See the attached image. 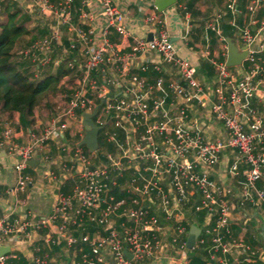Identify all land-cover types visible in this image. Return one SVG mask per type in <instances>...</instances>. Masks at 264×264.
Returning <instances> with one entry per match:
<instances>
[{"label":"built area","instance_id":"obj_1","mask_svg":"<svg viewBox=\"0 0 264 264\" xmlns=\"http://www.w3.org/2000/svg\"><path fill=\"white\" fill-rule=\"evenodd\" d=\"M30 1L39 13L54 18L55 26L46 37L22 50L23 60L35 65L36 70L50 61L54 66L64 64L73 81L62 80L63 88L68 91L64 93L67 102L56 105L57 114L40 130L32 129L20 139L9 124L3 125L0 149L13 159L16 176L15 187L6 193L11 199L17 192L30 188L32 179L26 173L27 162L43 151L47 142L66 147L63 138L67 120L83 112L91 113L102 100L104 103L99 108L102 112L98 114V109L93 119L100 130L110 123L119 131L104 134L105 141L113 143L119 151L99 152L101 162L93 163V158H99L95 157L97 151L86 154L76 144L69 149L72 173L78 180L76 186L55 200L47 216L31 212L17 216L12 212L0 218V246L9 247L8 253L0 255V264H10L17 258L13 255L10 260L13 251L25 254L26 241L30 245L60 248L64 253L79 247L78 256H72L70 264H143L145 260L161 262V259L170 264H188L184 240L187 229L183 220L181 217L175 220L181 221L176 228L178 236H172L161 222H175L177 207L185 205L191 197L197 198L193 212L203 210L209 215L215 212L219 215L220 224L214 225L217 233L207 230L208 226L202 227L203 237H210V262L221 252L219 264H238L241 259L250 264L253 253L239 251V258L234 253L238 242L233 240V246L226 245L231 242V238L227 239L229 198L235 196L232 188L219 185L210 177V169L217 165L223 152H233L227 172L232 179L244 171L243 179L238 182L240 204L256 201L264 205V186L259 187L264 181V121L260 113V100L264 97V60L260 54L264 41L258 35L264 31V20L254 22L264 9V0H248L246 7L250 25L260 24L255 34L236 23L240 0L227 1L229 25L247 49L244 61L247 64L242 63L237 70L216 58L209 59L215 72L209 92L198 80L196 67L176 55L161 16L168 8L147 15L146 33L137 35L128 29L125 16L112 0H95L100 14L107 19L101 39L95 40L90 26L95 14L86 11L90 0H81L76 8L74 0ZM222 16L218 12L207 21L206 42L210 39L209 32L218 41H224L219 28ZM63 29L69 34L63 52L79 51V62L61 57L52 61L51 51L62 42ZM112 31L126 40L125 46L110 42L108 35ZM138 60L143 62L138 66L142 74L149 67L158 73L152 83L144 75L131 72ZM165 65L176 70L177 79L164 82L161 72ZM193 102L213 112L214 118L222 123L220 136L210 140L204 132V123L198 126L190 121L189 108ZM139 123L145 126L144 136H140L137 144L121 148L119 143L128 136L125 127ZM43 158V162L49 160L46 155ZM48 176L49 173L43 174V178ZM112 190L121 192L123 197H116ZM90 227L101 229L103 234H90ZM203 237L196 242L200 244ZM31 263L51 264V257L41 253Z\"/></svg>","mask_w":264,"mask_h":264},{"label":"crops","instance_id":"obj_2","mask_svg":"<svg viewBox=\"0 0 264 264\" xmlns=\"http://www.w3.org/2000/svg\"><path fill=\"white\" fill-rule=\"evenodd\" d=\"M5 1H8L10 3L16 4L17 8L16 11H19V20L21 23L26 27L29 34L22 37L18 42L16 43L14 50L12 52V60L14 63L19 65L20 67H24V62L21 52L26 47L31 45L33 42L42 39L46 37L49 34V30L51 27L55 26V19L51 17H46L39 13L36 9L35 11L32 9V3L30 0H1L0 4L2 5ZM58 1V0H54ZM81 0H74V7H79ZM113 3L118 7V9L122 12V14L125 16V24L128 27V29L134 34L137 35H143L146 33L144 24V19L149 14L158 13L154 6L153 0H112ZM228 0H176V3L169 7L167 10H165L162 13V18L164 19L166 26L169 30L171 41L174 45V49L176 52V55L185 60L188 61L190 64L196 67L197 70V77L199 81H202V85L205 87V91L208 92L210 85L213 83L215 72L212 73V75H206L204 72H200V65L202 63H207L209 65V59L216 58L220 62H224L226 64L227 60V40L230 39V41L234 44L238 52L241 51V49L244 47L243 43L234 36V29L232 26L229 25V14L226 10V3ZM245 0H240V4H243L242 6H239L238 9H241V12L244 13V7H245ZM192 5V9H188V5ZM29 6V7H28ZM89 7L86 8V11L91 12L92 14H95V18L91 22L90 26L93 29V38L95 40H100L101 30L106 26L107 19L104 15H102L101 9L97 2L95 0L89 1ZM198 10V16L195 17L194 10ZM220 12L222 15V18L220 19L219 28L222 32V36L224 38L223 42H220L217 40V37L213 35V33L209 32L207 35L210 38L208 42L204 40L205 33H206V23L208 19H210L214 13ZM187 15L189 17L188 22L186 21ZM246 22L249 21V15L246 14ZM257 21L264 20V9L257 14L256 16ZM222 19H226L224 23H222ZM6 20V15L3 11V8L1 6L0 10V25L4 23ZM236 23L238 26H243V18L240 16ZM227 24V25H225ZM260 24L257 23L253 25L250 29L252 34L258 33ZM149 30V29H148ZM64 31V38L62 42L57 45L54 48V53L52 54L54 59L57 58H66L67 60L76 59L78 62L81 60L80 52L79 51H73L70 53H64V48L67 47V39L69 34L63 29ZM148 34H150V30L148 31ZM230 34V36H228ZM258 35H262L260 37H264V31L261 33H258ZM108 38L110 42L113 44L121 47L125 46L126 40H124L120 35H118L115 32H111L108 35ZM259 40L264 41V39L259 38ZM264 53V52H263ZM262 53V58L264 60V54ZM150 57H153L150 56ZM71 58V59H70ZM149 58V56H148ZM143 65V62L138 60L135 62V67L132 69V73L138 74V75H144L147 78V82L152 83V81L155 79L156 76H158V73L153 71L151 67H149L148 72L145 74H142L139 71L140 65ZM243 64H247L243 62ZM59 66H54L51 63L42 66L38 70H35L32 72V78H38L42 79L43 77L49 75V74H55L59 68ZM232 68H239L238 66L232 67ZM236 69H232L233 71ZM66 70V69H65ZM239 70V69H237ZM199 72V73H198ZM35 73V74H34ZM71 73L69 72L68 75L64 76L62 80L65 78H69L71 81L73 79L70 77ZM161 76L164 79V82L166 83L170 79H177L178 75L176 70L171 65H165L163 66V70L161 72ZM202 76L203 78H200ZM33 80V79H32ZM62 80L60 84L61 90L54 96L49 97L46 99L38 108L34 110V113L32 117L28 120L27 125H23L20 122V117L18 114H15L13 116L8 115L7 113H4L0 110V133L2 130V126L7 123L9 124L16 133V136L18 138H23L28 131L35 129L40 130L45 122L52 118V116H55L57 114L56 111V105L59 103H56L58 101H61L62 104H65L67 102V94L68 91H66L62 86ZM34 81V80H33ZM37 81V80H36ZM201 83V82H200ZM209 84L208 86H205ZM67 92V94H64ZM261 107H260V113L263 117L264 121V97L262 96L261 100ZM198 114H202L201 118H205L207 115L206 109L199 106L196 102L192 103L191 108H189V116L190 121L198 122L199 120L196 119ZM205 115V116H204ZM208 116V115H207ZM210 116H208L209 118ZM206 120V119H205ZM96 122V121H95ZM208 123V122H207ZM213 123L218 124L217 122L213 121V119L209 122V131L206 132L207 138L210 140H213L214 138L221 135L222 126L216 127L219 128V133L214 132L213 128L210 124L213 125ZM68 127L64 130V138L63 143L66 145V147H60L59 144H56L54 142H47L44 146L43 151H40L36 153L34 160L38 161V164L35 167H28L26 170L27 175H29L32 179V186L28 188L26 191H19L17 192L11 199L10 196L6 193L8 189L14 188L16 185V176L13 169V159L6 153L4 149H0V218L4 217L5 215H8L9 213H12L14 215H21L24 212H31L35 214L36 216H47L49 215L51 211V207L56 199L60 195H67L70 193V191L76 186L77 184V178L74 177V174L72 173L74 171V167L72 166L73 160L69 155L66 153V150H69V146L74 143V145H78V143L83 139L85 135L84 128L81 123V114H77L74 118H69L67 120ZM205 130V129H204ZM223 131V130H222ZM102 132V130H101ZM99 142L101 143V148L97 150V152L101 153L102 151L114 153L115 147L112 150H109L107 148H103L106 144L110 143H104L102 144V136L99 138ZM99 144V143H98ZM82 149V148H81ZM83 150V149H82ZM84 151V150H83ZM229 152L232 153V155H229ZM86 153V152H85ZM87 154V153H86ZM46 155L48 157V161L45 160L43 162V156ZM68 155V156H67ZM234 153L231 151H225L220 155L219 162L217 165H215L212 169H210V177L218 182H223L224 180H228V177H223V173L227 172L226 169H224V165L228 167V165L231 163V161L234 158ZM44 173H49L50 176L48 178H43ZM228 172L225 174L227 175ZM240 178L243 179V176L240 175ZM240 179V180H241ZM239 180V181H240ZM238 180L233 181L232 189L239 194L238 191ZM238 181V182H239ZM259 183V187H262ZM116 197L122 198L123 194L119 191L115 192ZM238 194L235 196L238 199ZM13 198L15 201H13ZM192 201L197 202V198L191 197ZM237 203V201H236ZM262 211H257L255 209H252V207L246 208L248 210L251 209V211L247 213V215H250L251 217V224L252 225V233L251 237L248 238V244L249 245H258L261 244L263 241L258 240L257 233L260 232L261 235H263V229H264V205ZM193 210V209H192ZM188 213L190 209H186ZM186 212V214H187ZM245 213V214H246ZM190 216V217H188ZM199 217V215H190L187 214L186 216V222L182 221L183 224L188 228V234L190 227L194 224L192 221H196V219ZM247 218V216L243 217V224L246 225L244 220ZM255 220L259 221L258 224H255ZM205 222V217L203 218V222ZM198 223V222H197ZM202 223L199 225H202ZM205 224V223H204ZM241 225V223H236L238 226ZM262 224V225H261ZM260 227V229L257 230V227ZM255 228V229H254ZM262 229V230H261ZM243 230V228H242ZM241 229H238L233 226L232 224V231L231 233H235V236L242 235L239 233ZM89 233L94 235H100L103 234V231L99 228L95 229L93 227L89 228ZM76 236H79V232H74ZM188 234L184 238V240L188 237ZM26 240V239H24ZM186 241V240H185ZM237 242H239L238 239H236ZM10 244V243H9ZM208 246V244H206ZM25 254H17L11 252L10 253V260L14 256H17V258L10 261V264H32L31 259L35 255H39L41 253H47L51 257V264H70V261L72 259V256L79 254V247L73 248L68 253H64L61 251L60 248H49L46 247L43 244L39 245H30L27 241L24 244ZM38 251V252H37ZM237 256L240 258L241 254H239V251H235ZM210 261V260H209ZM148 264H162L161 262H147ZM171 263V262H170ZM169 262H164L163 264H170ZM218 262L211 261L207 264H216ZM262 264V263H259Z\"/></svg>","mask_w":264,"mask_h":264},{"label":"trees","instance_id":"obj_3","mask_svg":"<svg viewBox=\"0 0 264 264\" xmlns=\"http://www.w3.org/2000/svg\"><path fill=\"white\" fill-rule=\"evenodd\" d=\"M1 5V4H0ZM3 11L6 15V20L0 25V110L10 116L18 114L20 122L23 125L28 124V120L32 117L34 110L38 108L46 99L54 97L60 90L61 80L68 75L69 71L64 68V64L59 65V70L55 74H49L42 79L33 81L30 72L31 64L25 63L24 67H20L12 60V52L18 40L29 34L26 27L19 20V11H16V4L5 1L2 5ZM188 9H192V5H188ZM230 36V34L228 35ZM59 45L56 44L54 48ZM71 59V58H70ZM200 72L206 75L214 73L212 66L207 63L200 65ZM95 122V120L93 119ZM101 133V130L99 131ZM98 143L101 148V143ZM123 136L119 137L122 139ZM113 143L106 144L102 148L109 150L114 149ZM84 152L87 149L81 146ZM116 151V147H115ZM197 202L191 207H194ZM203 213L199 214L196 219L198 223L203 222ZM198 227L201 226L198 224ZM201 232H202V228ZM258 240L264 237L260 232L257 233ZM187 239V238H186ZM185 239V240H186ZM195 246L188 250V258L192 264H207L210 263L208 257V247ZM263 248V245L261 244ZM198 248V249H197Z\"/></svg>","mask_w":264,"mask_h":264},{"label":"rangeland","instance_id":"obj_4","mask_svg":"<svg viewBox=\"0 0 264 264\" xmlns=\"http://www.w3.org/2000/svg\"><path fill=\"white\" fill-rule=\"evenodd\" d=\"M243 1V0H242ZM246 2H245V7H244V11H245V15H244V13H242L241 12V9H239V15H238V17H237V19L241 16L242 18H243V26H245V28H250L251 29V25H250V20H251V18L249 17V21L248 22H246V14H247V9H246V7H247V4H248V0H245ZM240 6H242L243 7V4L241 3L240 4ZM29 7V6H28ZM32 7V9L35 11V7L34 6H31ZM198 10L196 9V10H194V13H195V17L196 16H198ZM218 14V12H216V13H214L213 14V16L212 17H214L215 15H217ZM250 16V15H249ZM211 17V18H212ZM210 18V19H211ZM222 18V17H221ZM209 20V19H208ZM226 21V19L224 20V19H222V23H224ZM254 22H257V18L255 17L254 18ZM221 23V22H220ZM225 25H227V24H225ZM260 36H262V35H259V38H261V39H264V37H260ZM264 52V48H263V50H262V53ZM54 53V49L51 51V58H52V61L53 60H55L54 58H53V56H52V54ZM262 53L260 54V56L262 57ZM264 54V53H263ZM24 62H26V63H30L29 61H27V60H24ZM49 63H51L52 65H53V62H49ZM48 63V64H49ZM31 64V63H30ZM47 65V64H46ZM245 65V64H244ZM246 66V65H245ZM36 70V68H35V65H33V64H31V71H35ZM36 72V71H35ZM199 73V72H198ZM32 78V77H31ZM39 78V77H38ZM38 78L36 79V78H33V80L34 81H36V80H38ZM200 78H203L202 76H200ZM214 81V80H213ZM201 82V84H203L202 83V81H200ZM212 85V84H211ZM210 85V86H211ZM205 86H208L209 87V84H207V85H205ZM209 90H210V88H209ZM209 90H208V92H209ZM52 98V97H51ZM59 104H62L61 102H59ZM186 108V107H185ZM173 109H175V107H173ZM206 109V108H205ZM175 110H177V109H175ZM206 111H207V115L208 116H210L209 118H208V116L206 115H204L205 116V118H201V116H202V114H198V115H200V116H198L196 119H198L199 121L198 122H194V124H196V125H198V126H200L201 124H199V123H204L205 124V130H204V132L206 133V132H208L209 131V122L213 119V121H215V122H217L218 124H216V123H213V125L212 124H210L211 126H212V128H213V131L214 132H217V133H219V131H220V127L222 126V123L220 122V121H218V120H216L215 118H214V115H213V112H211V111H208L207 109H206ZM101 110L99 109V111H98V114H101ZM102 115H103V113H102ZM103 117L105 118V121L107 120V117H105V115H103ZM102 117V118H103ZM96 118V117H95ZM206 119V120H205ZM95 120V119H94ZM208 122V123H207ZM12 126V125H11ZM3 127V126H2ZM216 127H219V128H216ZM107 129V130H106ZM222 130H223V128H222ZM222 130H221V133H222ZM123 131V130H122ZM142 131H143V133H142ZM113 132H116V133H119V131H117L116 129H114V127L112 126L111 127V124L109 123V125L107 124L106 126H105V129L104 130H102V132L101 133H99V137L100 136H102V144H104V143H107L106 141H105V136H104V134H106V133H108V134H112ZM125 132H126V134L128 135L126 138H125V140L122 142V143H119V145H120V147L121 148H125L126 147V145L128 144V145H130L131 143H133L134 145L135 144H137L138 143V141H139V138H140V136H144V133H145V126L144 125H142V124H138V125H132V124H130L129 126H126L125 127ZM137 134H138V136H137ZM72 142L73 141H71V144H70V146H69V149H72L73 148V146H74V143L72 144ZM144 143L146 144L147 143V141H144ZM100 147V146H99ZM104 147V146H103ZM100 149V148H99ZM101 150H103V148L101 149ZM67 152V154L69 155V153L71 152L70 150H66ZM118 149H117V151H116V154L118 153ZM87 154H90V152L89 151H87L86 152ZM101 153H107V152H105V151H102ZM115 153V152H114ZM115 154V155H116ZM67 155V156H68ZM229 155H232V153H230L229 152ZM69 157H72L71 155H69ZM95 157H99V153L97 154H95ZM101 158L99 157L98 158V160H95L94 158L92 159V162L93 163H100L101 162V160H100ZM224 167V169H226L227 171H228V167H226V165H224L223 166ZM244 171L242 170L240 173H239V175L238 176H236V177H234V178H232L231 179V177L229 176V173L227 174V175H225L227 172H224L223 173V177L225 178V177H228V180H224L223 182H218V181H216V180H214L215 182H217L219 185H223L224 187H230V188H232V186H233V181H235V180H240L241 178H240V175L241 176H243V173ZM242 180V179H241ZM238 181H237V183H238ZM260 184L261 185H263L264 186V181H262V182H260ZM262 186V187H263ZM113 192H115V190H112V193ZM232 195L233 196H236L238 193L237 192H235V191H233L232 190ZM230 199V201H229V206H230V210H229V214H228V216L230 217L229 219H228V229H229V231H232V224H233V226L234 227H236V228H238V229H241V231H239V233H241L242 235H239V236H235L233 233H231L230 232V234L227 236V239H230L231 238V242L229 243V241L227 242V246H233V243H232V241L234 240V241H236V239H238L239 240V242L238 243H236V247L238 248V249H236L237 251H240V252H242V251H245V250H249L250 251V253H253V256H252V261L250 262V264H259V263H262V264H264V245H263V241H262V245H263V248L261 247V244H258V245H249L248 244V238H249V236L251 237V233H252V225L251 224H249V223H251V217H250V215H247V213L246 212H250L251 211V209L250 210H248V209H246V208H249V207H252V209H255V210H257V211H262L263 209V207H261L262 205H261V203H259V202H256V201H254V202H252V203H250V201H246L245 203H243L242 205L240 204V201H239V198L237 199V197L235 198V197H230L229 198ZM236 201H237V203H236ZM195 204V201H192V199H190V200H188V202L185 204V205H183V204H181V205H179L178 207H177V210L175 211V213L177 214L176 215V218L173 220V221H175V220H177L179 217H181V221L183 220V222L185 221L186 222V216H187V214H190V215H199V214H201V213H203V216L205 217V224L204 223H202V225H200L201 227L200 228H202L203 227V229H205V228H207V226H208V228H207V230H210V231H214V232H216L217 233V229L215 228L216 227V225L215 224H220V221H219V215H218V213H216L215 211V213L213 214H206V212L205 211H203V210H201L200 212L198 211V212H192L193 210H192V206ZM197 204V203H196ZM186 209H190V211L189 212H192V213H188L187 211H186ZM186 212H187V214H186ZM246 213V214H245ZM227 216V217H228ZM244 216H247V218L244 220V222L246 223V225H244L243 224V217ZM188 217H190V216H188ZM181 221H179V222H181ZM179 222H177V221H175V222H171L170 224H167V223H169V222H161L162 224H164L165 225V227L167 228V229H170L169 230V232L171 233V235L172 236H178L179 234H178V232L176 231V228H177V226H179V224H181V223H179ZM191 222H194V224H199V223H197V221H192V219H191ZM236 223H241V225H239L238 224V226L236 225ZM259 223V221H257V220H255V223H254V225L255 224H258ZM214 225H215V227H214ZM262 225V224H261ZM186 227V226H185ZM211 227H213L212 228V230L210 229ZM261 227V226H260ZM260 227L258 226L257 227V230L258 229H260ZM242 228H243V230H242ZM186 229H187V234H188V228L186 227ZM255 229V228H254ZM201 230V229H200ZM262 230V229H261ZM202 234V232H200V235ZM199 235V236H200ZM205 234L203 233L201 236H200V238H199V236H198V238H199V240L204 236ZM204 238V237H203ZM198 240V241H199ZM203 241L202 242H200V244L198 243V242H195V244H196V246H199L198 248H200L201 246H205L206 244H208V257H209V249H210V237L208 236V235H206V237L204 238V239H202ZM263 240H264V237H263ZM195 246V245H194ZM197 248V249H198ZM188 250L189 249H187L186 248V260L188 261V264H192L191 262H190V259L188 258ZM232 250V249H231ZM235 250V249H234ZM235 250V251H236ZM210 253H211V255H212V251L210 250ZM35 256H37V255H35ZM215 257H216V259L214 260L215 262H217L218 261V258H220L221 257V252H218V253H216L215 254ZM260 258V259H259ZM160 260V259H159ZM147 261L148 262H150L149 260H145V262H143V264H148L147 263ZM161 261V263L163 264L164 262H166V260L165 259H161L160 260ZM258 261V262H257ZM257 262V263H256ZM216 264H219V263H216ZM238 264H248L246 261H245V259H241V260H239V262H238Z\"/></svg>","mask_w":264,"mask_h":264},{"label":"water","instance_id":"obj_5","mask_svg":"<svg viewBox=\"0 0 264 264\" xmlns=\"http://www.w3.org/2000/svg\"><path fill=\"white\" fill-rule=\"evenodd\" d=\"M176 3V0H154V6L158 12H162L165 9L173 6ZM151 38V35L148 37ZM247 57V49L244 46L240 52L236 49L234 44L230 41V39L227 40V60L226 65L228 67H235L241 65ZM111 95V94H109ZM104 100H102L91 113L83 112L81 113V123L85 131V135L83 139L78 143V146H84L87 151L90 153H93L98 150L99 144H98V133L100 131V127L95 124L93 121V118L96 116L98 109L103 105ZM27 164L30 167H35L38 164L37 160H30L27 162ZM200 228L196 225H192L189 230L188 237L186 239V248L191 250L195 242L200 235ZM264 245V240H263ZM9 252V247L7 246H0V255H3L5 253ZM128 258L131 257L128 253L126 254Z\"/></svg>","mask_w":264,"mask_h":264}]
</instances>
